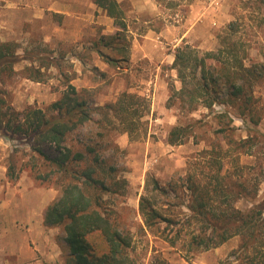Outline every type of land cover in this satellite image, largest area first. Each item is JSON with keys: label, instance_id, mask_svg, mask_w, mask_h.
Here are the masks:
<instances>
[{"label": "trees", "instance_id": "trees-1", "mask_svg": "<svg viewBox=\"0 0 264 264\" xmlns=\"http://www.w3.org/2000/svg\"><path fill=\"white\" fill-rule=\"evenodd\" d=\"M94 2L118 28L95 43L100 56L115 64L125 58L112 57L102 48L125 50L123 45L117 49L115 42L125 38V12L118 0ZM15 58L11 43L0 42V136L22 145L9 158L8 181L19 177L14 156L22 151L28 157L24 167L35 179L59 190L46 208L44 224L63 232V264H140L134 253L128 208L119 201L125 195L126 180L120 177L118 163L125 151L116 137L127 133L133 141L147 134L150 101L123 92L116 102L99 106L86 89L68 83L46 110L29 105L18 111L9 105L1 87L15 72ZM172 68L181 87L172 90L168 105L178 102L187 113L205 107L218 127L203 151L209 156L205 160L208 171H198L194 161L191 165L196 169L177 174L166 184L148 179L147 193L139 203L143 226L160 233L171 246L182 243L188 254L218 248L239 237V246L231 253L234 261L264 264V199H257L258 185L243 174L233 177L227 170L223 172V160L237 165L241 156L254 155L261 142L255 130L261 122L255 87L264 83V56L247 64L237 53L226 54L223 47L200 55L184 45L176 48ZM24 73L32 81L44 80V72L33 66ZM214 106L222 110L215 111ZM235 117L247 124L246 138L237 137ZM200 122L173 127L169 144L205 141L196 130ZM240 200H247L248 207H237Z\"/></svg>", "mask_w": 264, "mask_h": 264}, {"label": "rangeland", "instance_id": "rangeland-1", "mask_svg": "<svg viewBox=\"0 0 264 264\" xmlns=\"http://www.w3.org/2000/svg\"><path fill=\"white\" fill-rule=\"evenodd\" d=\"M34 1L0 0V42H10L16 52L15 72L1 86L9 105L18 111L29 105L46 110L60 98L68 83L77 89H86L91 101L99 106L116 102L123 92L146 97L151 104V113L146 118L147 134L133 141L127 133L116 137V142L125 151L118 163L120 177L126 180L125 195L119 201H124L128 208L126 213L132 225L134 253L139 263L240 264L231 256L239 246V237L218 248L188 254L182 243L171 246L160 233L143 226L139 203L147 193L150 177L166 184L177 174L185 175L188 169L208 171L205 160L209 156L203 151L208 149L209 138H215L213 131L218 127L209 110L201 106L197 112L187 113L180 110L178 102L172 107L168 105L172 90L181 87L177 71L172 68L176 48L189 45L202 55L223 47L226 54L237 53L247 64L262 59L264 0H154L140 10L124 1L122 8L127 30L125 38L115 42L117 49L123 45L125 50L119 52L100 46L112 57L125 58L115 64H108L95 44L102 35L116 32L112 20L104 13H96L94 23L90 24L91 30L74 33L67 41L65 36L69 31L58 29L55 22L58 19L48 10L50 0H40L37 5L36 9L44 11V14L41 12L45 15L43 19L38 14L20 29V20L28 18L31 11L34 14ZM30 66L44 72L42 82L25 78L24 69ZM255 96L261 109V122L255 130L260 137L257 140L261 142L254 148V155L241 156L237 165L234 161L223 160V172L227 170L233 177L238 173L252 179L251 183L258 185L257 199L263 200L264 83L255 87ZM214 110L220 111L222 107L214 106ZM198 120L201 122L196 125V130L205 141L196 144L191 139L182 145L169 144L168 135L173 127ZM234 126L238 138L247 137V124L235 117ZM17 145H21L19 141L0 136V234L4 224L11 220L10 209L16 203H23L20 193L35 195L33 191L38 189L44 195L56 193V198L59 196V190L40 184L24 167L28 157L23 156L22 151L14 153L19 177L13 182L8 181L9 158ZM194 161H197L196 168L191 165ZM243 165L245 167L241 169ZM32 195H24V199L33 200L35 196ZM236 205L245 209L249 202L240 200ZM60 233L63 241V232ZM61 258L52 264H63V255ZM2 261L0 255V264H4ZM12 261L8 264H13Z\"/></svg>", "mask_w": 264, "mask_h": 264}, {"label": "crops", "instance_id": "crops-1", "mask_svg": "<svg viewBox=\"0 0 264 264\" xmlns=\"http://www.w3.org/2000/svg\"><path fill=\"white\" fill-rule=\"evenodd\" d=\"M39 1H34V14L31 11L28 18L20 20V29L25 23L32 21L33 18L39 15L42 19L45 17V15H42L44 11L36 9ZM118 1L121 6H123L124 1H128L139 10L147 3L154 2V0ZM50 5L48 10L51 12L52 17L55 16L58 19L55 21L58 23L56 24L58 29L69 31L65 36L67 41L72 38L74 33L83 34L91 30L92 25L90 24L91 22L94 23L96 13H104L105 17L112 20V24L115 25L114 20L98 8L94 0H50ZM41 12L43 13L41 14ZM114 30L118 31L116 25ZM36 190L33 191L35 195L29 193L35 196L33 200H25L24 195L29 194L20 193L22 195L20 202L23 203H16L17 205L10 209L11 220L4 224V230L0 234V255L4 264L10 263L13 259V264H52L56 260L60 261L62 259L63 241L60 229L47 227L44 224L46 208L56 199V193H52V195L45 193L44 195L42 191ZM37 193L39 196L36 195ZM12 202L15 203V201Z\"/></svg>", "mask_w": 264, "mask_h": 264}]
</instances>
